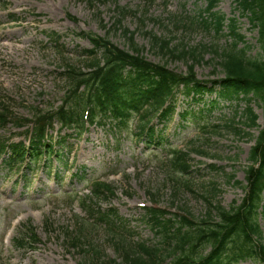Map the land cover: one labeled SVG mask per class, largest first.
<instances>
[{
    "label": "rangeland",
    "instance_id": "1",
    "mask_svg": "<svg viewBox=\"0 0 264 264\" xmlns=\"http://www.w3.org/2000/svg\"><path fill=\"white\" fill-rule=\"evenodd\" d=\"M234 1L220 0L216 10L236 17L246 41L253 46L251 55L256 56L258 34L235 9ZM205 7V0H0V112L9 117L6 125H0V138L28 141L30 121L61 104L68 84L65 71L72 67L85 70L90 64L89 59L77 57L79 51L92 48L89 39L78 35L80 32L107 38L128 50L130 41L125 31L129 30L150 61L167 64L179 73L188 72L194 63L199 79L223 77L217 65L221 57L214 49L220 46L222 51L231 41L224 35L226 31L218 35L204 27L200 20ZM55 33L62 36L64 54L49 41ZM155 35L169 39L173 50L161 48ZM184 47L196 48L200 58L178 56ZM203 98L196 103L192 96L179 95L169 119L156 121L157 130L164 131L161 146L148 147L133 130L115 134L107 126L95 125L82 137L69 141L73 153L68 165L55 163L52 169L61 178L50 177L48 168L8 171L0 164V264H102L90 258L93 245L101 249L100 256L106 260L120 261L116 238L103 223L93 220L94 211H116L126 226V231L118 234L127 241L156 244L159 239L146 223L147 207L187 215L199 222L206 215L205 197L213 194L215 186L220 191L217 200L224 207L240 204L258 129L241 124L245 121L240 117L245 103L237 108L229 106L216 93ZM215 98L220 104L213 113H202L200 110ZM252 106L261 114L256 103ZM187 110L191 114L184 117ZM230 120L254 137L225 127ZM209 122L220 125L217 133L213 128L198 131L199 125ZM55 131L58 136L60 130ZM172 148L190 152V173L172 165ZM76 172L83 178L77 179ZM97 180L114 188V196L94 198L92 187ZM174 180L186 181L187 185ZM260 219L264 224V216ZM28 229L36 232L35 242L25 243L24 249L14 246ZM72 234H87L82 241L88 247H73L69 241Z\"/></svg>",
    "mask_w": 264,
    "mask_h": 264
},
{
    "label": "trees",
    "instance_id": "2",
    "mask_svg": "<svg viewBox=\"0 0 264 264\" xmlns=\"http://www.w3.org/2000/svg\"><path fill=\"white\" fill-rule=\"evenodd\" d=\"M206 1L210 16L203 19L204 26L213 27L216 34H221L226 28L232 40L231 45L222 51L218 46L214 49L221 57L217 65L225 74L223 78L210 82L199 80L194 63L184 74L167 68L166 64L151 62L141 54L132 34L129 36V51L119 48L108 39L83 33L93 44V49L84 50L81 54L89 57L90 64L86 71L73 67L65 72L68 85L58 116L63 125L77 135L84 133L87 121L92 125L111 124L110 128L124 132L130 130L129 126L134 120L137 137L147 145H156L163 141L164 136L163 132H157L154 121L169 119L176 110L179 94L193 96L194 101H202L204 93H212L219 86L218 93L223 99L246 103L240 115L245 121L241 124L248 129H259L246 168V195L239 205L234 204L227 209L217 201L219 190L215 186L213 194L205 197L208 203L206 215L199 222L187 215L168 217L163 210L148 209L149 225L159 242L131 243L119 234L110 233L116 238L121 260H106L100 256L101 249H95L90 253V258H97L102 264H241L246 261L264 264V224H261L260 219V216H264V0H235L236 8L249 18L252 27L258 31L260 50L256 56H251L247 48L239 46L244 37L239 33L237 21L215 11L220 0ZM126 34L130 33L126 30ZM154 39L161 43V48L173 50L168 40L157 36ZM53 41L57 43L58 40ZM196 52V48L184 47L177 55L198 59L200 54ZM253 103L262 110V127L258 123L260 116L255 112ZM210 104L209 108L214 107L217 101L213 100ZM190 114L187 110L183 116L189 117ZM4 122V114H0V124ZM44 125L45 122L40 121L34 128L32 146L29 148L33 157L40 152V145L51 151L52 143L45 140ZM225 125L237 133L244 131L245 136L254 137L246 132V128L238 127L239 124L234 120ZM211 128L217 133L220 126L213 125ZM5 150L4 142L0 141V156ZM27 152L23 147L18 148L14 155L3 160L11 169L23 161ZM170 155V161L178 171L190 173V152L175 149ZM176 182L181 186L187 185L186 181ZM97 188L101 193L113 194L108 184L98 183ZM102 219L112 224L110 220H114L113 214H103ZM84 238L86 236L80 234L70 239L76 247H85L86 244L81 242ZM23 241L26 239L18 240V243Z\"/></svg>",
    "mask_w": 264,
    "mask_h": 264
}]
</instances>
